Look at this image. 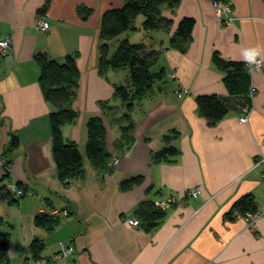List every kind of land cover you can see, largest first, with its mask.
I'll return each instance as SVG.
<instances>
[{
	"label": "crops",
	"instance_id": "0c3cea01",
	"mask_svg": "<svg viewBox=\"0 0 264 264\" xmlns=\"http://www.w3.org/2000/svg\"><path fill=\"white\" fill-rule=\"evenodd\" d=\"M213 1L182 0L175 8L166 3L161 14L172 21L169 30L145 31L141 15L137 29L123 34L160 52L153 71L163 69L165 77L132 111L134 141L122 151L120 127L102 103L119 106L115 86L125 82L126 74L110 70L102 75L99 54L103 14L123 1L0 0V39L11 38L7 54L0 55V155L6 161L0 160V186L16 183L32 192L19 204L0 203L2 230L11 234L8 264H264V72L253 74L256 93L245 112L234 109L210 125L197 104L202 95L231 97L213 63L215 52L244 60V49L259 47L264 57V0H225L233 7L232 24L216 16ZM80 6L89 10L87 16L79 13ZM186 17L195 26L181 52L171 40ZM40 20L49 23L47 31L36 28ZM39 52L59 62L74 56L80 72L69 104L78 117L62 133L79 148L84 174L69 185L59 180L53 155L50 114L55 106L39 82ZM179 87L189 93L179 97ZM245 114L247 122H240ZM95 116L106 124L111 171L95 167L86 152L87 123ZM175 132L178 137L168 144L179 154L154 163L152 156L168 145L165 136ZM12 133L20 142L8 163L3 153ZM115 158L120 161L112 166ZM137 175L144 176V183L122 190L121 182ZM192 187L201 194L186 199ZM247 194L254 195L259 208L254 227L241 217H228ZM170 195L183 199L165 211L157 227L147 230L143 222L132 226L125 221L141 219L137 209L144 201ZM40 213L60 217L61 223L51 231L37 227L34 219ZM35 239L46 246L40 261L27 249ZM61 243L72 244L75 253L59 261Z\"/></svg>",
	"mask_w": 264,
	"mask_h": 264
},
{
	"label": "trees",
	"instance_id": "16d2710c",
	"mask_svg": "<svg viewBox=\"0 0 264 264\" xmlns=\"http://www.w3.org/2000/svg\"><path fill=\"white\" fill-rule=\"evenodd\" d=\"M121 7H113L107 10L102 17L101 23V45L99 54V71L106 75L110 70H120L128 68L129 74L124 83L116 85L114 91L115 100H119L125 110L122 120L127 118L129 123L125 124L118 120L113 122L121 130V142L119 149L125 151L134 141L133 129L135 122L131 117V112L135 106L140 104L145 98L155 91V85L164 79L165 71H153V66L157 63L160 52L148 49L142 43H132L128 39L115 41L123 33L129 30L137 29L136 21L139 16L144 17L143 28L145 31L169 30L172 21L164 18L161 14V7L169 4L170 7H177L182 0H122ZM46 7L42 11H45ZM79 13L83 16L89 14L83 6L79 7ZM195 20L186 17L182 19L178 26L175 36L171 40V45L185 52L192 40ZM35 60L40 66L41 73L39 82L41 84L44 96L55 110L50 114V123L53 133V155L58 168L59 180L69 185L74 179L83 176V156L74 143H68L63 138L62 128L65 125L76 121L78 113L69 107V104L76 96V88L79 79V68L74 56L67 57L65 62H59L49 57L47 53L39 52L35 55ZM213 63L224 74V83L231 95L229 98L219 95H202L197 98L198 111L210 125H216L230 111L236 109L247 111L251 109L252 98L251 90L255 88L252 85L253 74L246 70L244 60H227L219 52L213 55ZM260 70L264 72V64ZM110 102H103L102 107L105 114L110 116L112 109ZM115 121V120H114ZM4 121L0 117V128ZM88 142L86 146L87 155L92 164L103 171H111L109 166L111 155L106 148L107 128L102 117L95 116L90 118L87 123ZM178 137V133L172 136H165L166 143H170ZM19 138L16 134H11V139L4 155L8 158V163L12 161L9 153L19 145ZM179 154V150L174 145H167L161 151L152 156L154 163L171 161ZM113 162V160H112ZM113 166V165H112ZM144 176L137 175L121 182L122 190H130L134 186H140L144 183ZM20 185V184H19ZM22 186V185H20ZM25 188V187H24ZM150 191V188L147 190ZM22 199L15 196L6 185L0 186V203L8 202L11 205L19 204ZM166 210L159 208L156 201H144L137 209L140 215V224H144L147 230L157 227L166 215ZM259 213L257 201L252 194H247L239 198L232 210L229 212L230 219H236L238 216ZM34 223L37 227L44 228L47 231L55 229L60 223L61 218L40 213ZM4 219L0 216V264H8L10 261L9 248L11 234L3 231ZM45 243L41 239H35L29 248L32 258L35 261L44 259Z\"/></svg>",
	"mask_w": 264,
	"mask_h": 264
},
{
	"label": "built area",
	"instance_id": "2783aa9c",
	"mask_svg": "<svg viewBox=\"0 0 264 264\" xmlns=\"http://www.w3.org/2000/svg\"><path fill=\"white\" fill-rule=\"evenodd\" d=\"M214 11L218 18L222 19L227 24H232L235 20L233 7L230 3L226 2L225 0H214ZM36 28L41 31H47L49 29V23L44 20H40L37 22ZM11 45V38H2L0 39V55L5 56L10 48ZM256 93V88H252L251 96H254ZM240 122H247V114L240 118ZM119 159H114V163H119ZM9 191L14 193L15 196H19L21 194L20 191H17L16 188L11 184L9 186ZM201 194V190L197 187L189 188L186 191L185 196L188 198H195ZM180 198L176 195H170L168 197H163L157 200L156 205L165 210L171 207L173 204H177ZM237 216L243 218L249 225V227H254L256 220L260 217V213L256 214H247L246 216H240L236 213ZM126 222L132 226H139L140 221L135 218H127ZM75 253V248L73 246H69L68 244L61 243L59 247V256L57 259L59 261L69 258V256H73Z\"/></svg>",
	"mask_w": 264,
	"mask_h": 264
},
{
	"label": "rangeland",
	"instance_id": "374dc122",
	"mask_svg": "<svg viewBox=\"0 0 264 264\" xmlns=\"http://www.w3.org/2000/svg\"><path fill=\"white\" fill-rule=\"evenodd\" d=\"M226 2H228V1H226ZM229 3V2H228ZM137 22L138 21H136V24H137ZM227 24V23H226ZM124 34V33H123ZM123 34L121 35V36H119L118 37V40H123L124 38H123ZM127 34V33H126ZM125 36V35H124ZM115 41V44L117 45L118 44V42L119 41ZM115 71H121V72H123V73H125L126 74V79H127V76H128V74H129V71H128V68H124V69H120V70H115ZM126 81V80H125ZM179 89V91H178V96L179 97H181V96H183V95H186V94H188L189 92H188V90L186 89V88H184V87H179L178 88ZM120 104H119V106H116V108H114V109H112L111 110V112H110V119H114L113 120V122H116V121H118V120H120V121H122L123 123H125V124H127V123H129V120L127 119V118H125L124 120H122L123 119V117H124V112H125V110H124V108H123V105H122V103L119 101V100H117ZM132 113V112H131ZM108 117V116H107ZM132 117V116H131ZM10 139H11V136H10ZM10 139H9V142H10ZM4 154V153H3ZM116 159V158H115ZM119 159V158H118ZM0 160L3 162V164L4 163H6V161H4V158H3V155H0ZM118 164V163H117ZM112 165H116V163H114V159H113V162H112ZM11 184H9L8 186H7V190H9V186H10ZM15 188H16V190L17 191H20L21 192V194L19 195V196H17V197H19V198H24V197H26V196H29V195H31L32 194V192H31V190L29 189V188H24L23 186H20L19 184H16V183H13L12 184ZM198 188V187H197ZM12 193V192H11ZM14 194V193H13ZM166 197H168V196H166ZM180 198V197H179ZM185 198L186 199H188V197L187 196H185ZM182 199L183 198H180V200H179V202L177 203V205L182 201ZM190 199H192V198H190ZM21 201V200H20ZM157 202V201H156ZM176 204H173L171 207H173V206H175ZM171 207H169V208H171ZM168 209V208H167ZM167 209H165V210H167ZM260 215V214H259ZM55 216V215H54ZM239 217V216H238ZM128 218V217H127ZM127 218H125V221H126V219ZM136 219V218H135ZM139 220V219H138ZM139 226H141V224L139 225ZM31 245V244H30ZM69 246H73L72 244H68ZM60 247V246H59ZM74 247V246H73ZM29 248H30V246L27 248L28 249V251H29ZM10 249V248H9ZM30 252V251H29ZM59 256V251H58V253H57V255H56V257H58ZM70 257V256H69ZM72 257V256H71ZM33 259V258H32ZM67 259V258H66ZM34 260V259H33Z\"/></svg>",
	"mask_w": 264,
	"mask_h": 264
},
{
	"label": "clouds",
	"instance_id": "9594fccd",
	"mask_svg": "<svg viewBox=\"0 0 264 264\" xmlns=\"http://www.w3.org/2000/svg\"><path fill=\"white\" fill-rule=\"evenodd\" d=\"M260 52L261 49L259 47L244 49L242 58L246 63V70L249 73L254 74L259 71L261 65L264 64V57H260Z\"/></svg>",
	"mask_w": 264,
	"mask_h": 264
}]
</instances>
